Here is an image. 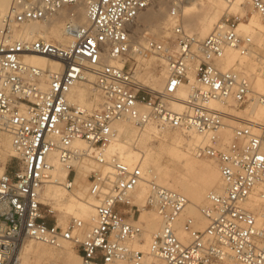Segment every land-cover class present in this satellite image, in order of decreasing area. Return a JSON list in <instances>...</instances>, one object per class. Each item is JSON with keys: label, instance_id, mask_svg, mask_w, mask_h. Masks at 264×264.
<instances>
[{"label": "built area", "instance_id": "2783aa9c", "mask_svg": "<svg viewBox=\"0 0 264 264\" xmlns=\"http://www.w3.org/2000/svg\"><path fill=\"white\" fill-rule=\"evenodd\" d=\"M155 1L14 0L2 17L0 133L11 137L10 159L15 164L7 162L0 173V264H21L20 243L27 239L50 246L69 242L80 264H222L226 260L264 264V122L238 120L226 143L220 134L233 116L211 106L213 101L233 109L264 103V95L254 91L252 78L238 64L225 70L219 65L226 49L242 56L254 53L252 38L238 31L245 18L224 16L200 39L182 27L180 18L185 4L200 0H166L174 22L169 36L161 41L147 39L144 47L132 50L131 28ZM245 1L262 19L264 45V0ZM79 8L85 12L84 24L77 19ZM63 10L66 44L14 37L23 26L48 22ZM132 53L163 61L164 91L154 92L140 83ZM28 55L42 56L61 68L50 71L26 65ZM192 70L194 83L182 110L175 111L169 102L175 99L177 87L190 84ZM87 75L94 77L101 98L92 111L67 99L70 89L86 81ZM258 76L264 80V65ZM119 120L130 121L137 129L154 125L201 137L193 155L216 164L223 186L220 193L209 192L206 204L198 207L206 221L204 229L195 228L194 218L185 215L189 201L182 194L152 181L145 208L156 213L161 227L152 235L148 252L132 246L143 232L133 194L144 175L138 165L106 157L116 135L112 125ZM76 140L84 142L87 150L73 147ZM51 155L69 170L61 184L67 191L75 189L73 165L88 158L96 162L97 168L86 178L88 195L94 200V224L83 236L82 221L72 219L66 227L58 226L55 211L41 200L53 169ZM255 198L258 205L248 207ZM181 233L186 237L181 238Z\"/></svg>", "mask_w": 264, "mask_h": 264}, {"label": "bare ground", "instance_id": "6f19581e", "mask_svg": "<svg viewBox=\"0 0 264 264\" xmlns=\"http://www.w3.org/2000/svg\"><path fill=\"white\" fill-rule=\"evenodd\" d=\"M13 3L14 0H0V26L2 17L10 12ZM245 3H247L245 0H235L230 3L226 0H200L197 3L185 4L180 9L181 25L189 33L197 30V34H192L200 39H204L212 32L215 26L219 24L224 15L229 16V14H238L240 18H244ZM162 6H160L158 10L143 16V27H140L141 25H139L135 28L134 26L131 28L130 38L132 50H135L138 47H144L147 39L161 41L169 36L174 22L169 18L167 12L163 10L164 8H162ZM247 7L252 11V14L247 20L239 21L238 31L240 34L252 38L255 44L254 53L242 56L235 49H226L224 52V58L219 65L225 70L238 64L243 73L252 78L254 91L264 95V80L258 76L260 66L264 65V45H261L260 43L262 19L249 4H247ZM148 9L146 10L149 11ZM143 13L140 14L138 18H142L141 15H143ZM64 14L65 10L59 12L48 22L27 24L23 26L21 31H15L14 37H23L25 39L42 38L57 44H66L69 40L64 33L63 20L61 19ZM77 19L81 24L86 22L83 8L78 9ZM194 27L195 29H193ZM145 31H147L150 36L146 35L144 33ZM144 35H146V38ZM159 36L160 39L157 38ZM133 54L134 53H132V55ZM134 55L137 57L139 63L142 61L147 62L151 56H154H143L138 53H135ZM154 57L158 59L161 67H163L159 75L142 73L139 69V65H136L137 67L134 69V72L137 79L142 85H144V87L151 89L154 92H162L166 88V70L163 61L156 56ZM24 63L29 66L50 71H59L61 68L57 62L39 55L25 56ZM109 63L121 66V63L118 61L111 60ZM245 71L252 74H246ZM188 77L190 84H182L177 87L174 92L175 99L169 102L170 107L175 111L182 110V101L190 92V85L194 83L193 70L190 71ZM93 83L94 77L92 75H87L86 81L74 85L67 95L69 103L88 111L98 108L101 98L95 90ZM211 106L223 110L225 113L233 116L232 119L226 121V127L229 126L230 129L235 122H238V120L264 122V103L255 102L249 104L246 108L248 112L245 115L247 119L241 118L243 116L241 114H232L229 106L222 105L219 102L213 101L211 102ZM228 123L232 125L230 126ZM112 127L116 135L112 142L107 146L106 157L109 158L111 156H116L119 160L129 166L138 165L142 169L144 175V181L138 185L133 194V203H135L138 208H142L139 215V222H143L144 225L146 223L147 226L149 225L147 230L148 233L145 234V225L141 234L143 241L140 237L139 240L132 243V246L134 247V244H136L137 246L134 247L135 249L145 253L148 252L152 235L161 227L160 219L156 213L153 210L149 211L150 209L147 211V208H145L147 197L150 192V183L152 181L162 187L182 194L189 201L185 209V215L188 213L189 216L194 218L195 228L200 230L204 229L206 227V221L200 215L198 207L204 202V204H206V196L209 192L214 191L220 193L223 186L219 172L216 168L201 160L191 161L187 157V153L182 150L185 149L188 151V148H190L189 152L195 159H198L193 155L192 150L195 145L201 143V137L194 133L185 134L177 130H159L154 125H148L142 129H137L128 120L116 121L113 123ZM226 127L224 129H226ZM153 134L158 139H171L172 146H170L166 152L171 158L177 160L182 165L183 174L181 176L174 175L169 169L164 168L157 163L160 152L149 146L148 143L149 138H151ZM182 137L186 138L185 142ZM222 140L224 141L223 138ZM73 147L80 150H87L85 143L82 141H74ZM0 151L4 152L0 153V173H2L8 162V157L14 155L11 149V137L5 133H0ZM49 161L52 163L53 169L50 171V181L45 184L41 190V200L49 203L53 210L72 213V219L82 221L84 226L81 230V235H84L94 224V200L88 195L86 178L93 169L97 168L96 162L88 158L82 164H74L73 168L76 172L74 178L75 189L73 191H67L61 184L67 179L69 170L60 164L56 155L49 156ZM219 187L220 190L218 191ZM257 205L258 200L255 198L247 206L252 208ZM56 224L63 228L67 226V224H59L57 221ZM180 237H186V234L181 233ZM25 241L26 240H23L20 243L19 258L21 264H23L22 253L25 261L29 264H33V261L36 259L54 260L56 257L63 256L69 251V246L63 244L69 242H62L59 246H50L34 241L38 243L34 246L33 244H25ZM69 244L73 249L72 244ZM76 257L78 259L79 255ZM64 264L76 263L73 260H67ZM115 264L125 263L117 262ZM222 264L233 263L226 260Z\"/></svg>", "mask_w": 264, "mask_h": 264}, {"label": "rangeland", "instance_id": "374dc122", "mask_svg": "<svg viewBox=\"0 0 264 264\" xmlns=\"http://www.w3.org/2000/svg\"><path fill=\"white\" fill-rule=\"evenodd\" d=\"M162 2V4H161V2ZM164 2V3H163ZM160 3V4H159ZM162 6V8H164L163 10L165 11V12H167L166 11V0H156L155 2H154V4L152 5V7L150 8V9H148L149 11H144V13H143V15H141L142 16V18H138L137 19V21H136V24H134L133 26H134V28L135 27H137V26H139V25H141L140 27H143V25H142V23H143V16L145 15V14H150V13H152V12H154L155 10H158V8H160V6ZM159 6V7H158ZM244 11H245V16H244V18H245V20H247L248 19V17L252 14V11L250 10V9H248V7H247V3H245V8H244ZM228 15V14H227ZM225 16V15H224ZM223 16V17H224ZM229 16L230 17H237V18H240L239 17V15L238 14H229ZM222 17V18H223ZM193 29H195V27L193 28ZM197 30H194L192 33H194V34H197ZM146 35H149L150 36V34L147 32V31H145L144 32ZM146 35H144V37L146 38ZM157 38H159L160 39V36L159 37H157ZM133 59H134V69L139 65V69L141 70V72L142 73H149V74H153V75H159L160 74V72H161V69L163 68V67H161V64L159 63V61H158V59H156L154 56H151L150 57V59L147 61V62H141V63H139L138 62V59H137V57L133 54ZM136 61H137V63H136ZM140 61V60H139ZM132 62H133V60H132ZM137 65V66H136ZM245 73L246 74H249V75H251L252 73H250V72H247V71H245ZM144 86V85H143ZM100 103L101 102H99V105H100ZM246 108L247 107H242V108H240V109H232V108H230V112L232 113V114H234V115H236V114H241V115H243L241 118H243V119H247V117H245V115L247 114V112H248V110H246ZM230 123V122H229ZM228 123V125H232V124H229ZM233 125H235V123L233 124ZM232 125V126H233ZM220 136H221V138H223L224 139V142H226V143H228L230 140H231V137H232V130L230 129V127L228 126V127H226V129H224V130H222V132H221V134H220ZM182 139L184 140V142L186 141V138L185 137H182ZM148 143H149V146H151V147H153V148H155L157 151H159L160 153H159V155H158V161H157V163L159 164V165H161V166H163L164 168H167V169H169L170 171H171V173H173L174 175H178V176H181L182 174H183V168H182V165L177 161V160H174L173 158H171L170 156H169V154L166 152V150L170 147V146H172V141H171V139H165V138H163V139H158L157 137H155V135L153 134L152 135V137L151 138H149V140H148ZM189 150H190V148H188ZM184 152H186L187 153V157L191 160V161H203V162H205L206 164H209V165H211L212 167H214V168H216L217 170H218V168H217V166H216V164L213 162V161H211V160H209V159H195L193 156H192V154L189 152V150L188 151H186L185 149H182ZM0 153H4L3 151L1 152L0 151ZM10 157H12V156H10ZM10 157H8V159H7V161H8V163H9V165L11 166H13L15 163H14V160L13 159H10ZM86 184V183H85ZM220 190V187H219V189H218V191ZM205 199V198H204ZM204 199H203V201H204ZM202 201V202H203ZM44 202V201H43ZM201 202V203H202ZM205 203V202H204ZM203 203V204H204ZM135 204V203H134ZM203 204H201V205H203ZM142 208H139V213H141V210ZM145 209V208H144ZM147 211H148V208L146 209ZM55 211V218H56V220H57V222L59 223V224H68L69 223V221L70 220H72V213H68V212H60L59 210H54ZM149 211H151V210H149ZM187 215H189L188 213H187ZM136 216H137V214H136ZM55 218H51V219H53V221L55 220ZM143 223V222H142ZM145 225H146V227H145V234H147L148 233V226H147V224L145 223ZM144 224H143V230H144V226H145ZM81 236H83V235H81ZM141 239H142V236H141ZM142 241H143V239H142ZM25 244H33L34 246H36L38 243H36V242H32V241H30V240H26L25 241ZM63 244H67L68 246H69V251H67V253H65L63 256H60V257H56V259H54V260H48V259H36L35 261H33V264H64V262L65 261H67V260H73L76 264H79V262H80V259H79V257H78V259H77V257L76 256H78V254L76 253V251L74 250V249H72V247L70 246V244L69 243H63ZM135 246H137L136 244H134V247ZM24 252V251H23ZM22 260H23V264H29V263H27L26 261H25V259H24V255H23V253H22Z\"/></svg>", "mask_w": 264, "mask_h": 264}]
</instances>
